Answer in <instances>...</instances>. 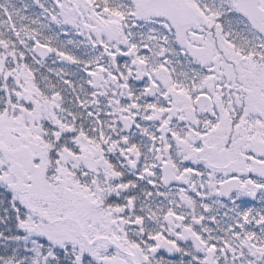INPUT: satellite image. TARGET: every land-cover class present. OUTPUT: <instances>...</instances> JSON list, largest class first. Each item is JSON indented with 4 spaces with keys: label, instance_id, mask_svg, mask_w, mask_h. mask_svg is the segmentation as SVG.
I'll use <instances>...</instances> for the list:
<instances>
[{
    "label": "snow or ice",
    "instance_id": "obj_1",
    "mask_svg": "<svg viewBox=\"0 0 264 264\" xmlns=\"http://www.w3.org/2000/svg\"><path fill=\"white\" fill-rule=\"evenodd\" d=\"M0 264H264V0H0Z\"/></svg>",
    "mask_w": 264,
    "mask_h": 264
}]
</instances>
